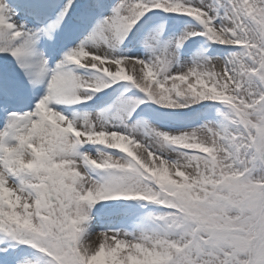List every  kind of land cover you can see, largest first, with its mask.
Segmentation results:
<instances>
[{
	"label": "snow or ice",
	"instance_id": "snow-or-ice-1",
	"mask_svg": "<svg viewBox=\"0 0 264 264\" xmlns=\"http://www.w3.org/2000/svg\"><path fill=\"white\" fill-rule=\"evenodd\" d=\"M0 264H264V0H0Z\"/></svg>",
	"mask_w": 264,
	"mask_h": 264
}]
</instances>
